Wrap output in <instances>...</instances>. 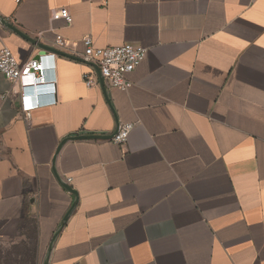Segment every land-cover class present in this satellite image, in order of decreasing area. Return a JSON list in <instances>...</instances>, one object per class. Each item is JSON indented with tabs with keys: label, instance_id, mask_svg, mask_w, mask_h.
Returning a JSON list of instances; mask_svg holds the SVG:
<instances>
[{
	"label": "crops",
	"instance_id": "crops-1",
	"mask_svg": "<svg viewBox=\"0 0 264 264\" xmlns=\"http://www.w3.org/2000/svg\"><path fill=\"white\" fill-rule=\"evenodd\" d=\"M86 37L146 49L129 90L86 86ZM3 47L56 83L26 116L0 74V242L31 226L43 264L62 223L47 264H264V0H0Z\"/></svg>",
	"mask_w": 264,
	"mask_h": 264
},
{
	"label": "built area",
	"instance_id": "built-area-1",
	"mask_svg": "<svg viewBox=\"0 0 264 264\" xmlns=\"http://www.w3.org/2000/svg\"><path fill=\"white\" fill-rule=\"evenodd\" d=\"M16 1L19 2L20 0ZM50 18L51 20L62 19L67 24H70L72 20L67 8L51 10ZM82 42L85 47L82 61L90 67V72H85L82 75L86 86H96L100 80L102 83L106 82L109 88L129 90L132 86L129 76L145 59L146 49L131 43L106 48H93L89 37L83 38ZM55 44L58 47L63 45L60 36L56 37ZM54 59V54H42L19 64L10 49L3 47L0 50V74L18 86L21 94V108L26 116H29L31 110L50 105L55 101V77L54 75L46 76L48 70L52 74L55 71ZM35 87H45L49 91L48 94L53 95V98L50 101H39ZM4 99L5 96L0 95V103ZM132 128L133 124H120L108 139L109 142L116 145L125 144Z\"/></svg>",
	"mask_w": 264,
	"mask_h": 264
},
{
	"label": "rangeland",
	"instance_id": "rangeland-1",
	"mask_svg": "<svg viewBox=\"0 0 264 264\" xmlns=\"http://www.w3.org/2000/svg\"><path fill=\"white\" fill-rule=\"evenodd\" d=\"M28 232L30 234L28 241L17 238L14 242H0V264H36L31 226Z\"/></svg>",
	"mask_w": 264,
	"mask_h": 264
},
{
	"label": "water",
	"instance_id": "water-1",
	"mask_svg": "<svg viewBox=\"0 0 264 264\" xmlns=\"http://www.w3.org/2000/svg\"><path fill=\"white\" fill-rule=\"evenodd\" d=\"M40 88H38V87H35V90H36V92H38V90H39ZM77 139H87V138H90V139H101V138H104V137H97V136H92V137H87V136H80V137H76ZM63 185V187L66 189V190H68L69 192H71V193H74L72 190H71V188L69 187V186H67L66 184H62ZM63 225H62V223L61 224H59V228L56 230V232L54 233V236H53V238H52V241H51V243H50V245H49V247H48V249H47V252H45L46 253V255H45V259H44V262H43V264H47V262H48V259H49V252H51V248H52V246H53V243H54V241H55V239H56V237H57V235H58V233H59V230L61 229V227H62Z\"/></svg>",
	"mask_w": 264,
	"mask_h": 264
}]
</instances>
